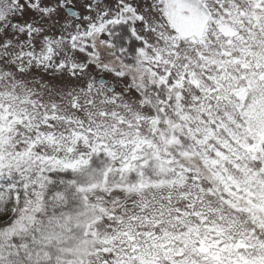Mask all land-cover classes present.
<instances>
[{"label": "snow or ice", "instance_id": "obj_1", "mask_svg": "<svg viewBox=\"0 0 264 264\" xmlns=\"http://www.w3.org/2000/svg\"><path fill=\"white\" fill-rule=\"evenodd\" d=\"M0 185V264H264V0H0Z\"/></svg>", "mask_w": 264, "mask_h": 264}, {"label": "rangeland", "instance_id": "obj_2", "mask_svg": "<svg viewBox=\"0 0 264 264\" xmlns=\"http://www.w3.org/2000/svg\"><path fill=\"white\" fill-rule=\"evenodd\" d=\"M5 186L4 185H0V189L4 188Z\"/></svg>", "mask_w": 264, "mask_h": 264}, {"label": "trees", "instance_id": "obj_3", "mask_svg": "<svg viewBox=\"0 0 264 264\" xmlns=\"http://www.w3.org/2000/svg\"><path fill=\"white\" fill-rule=\"evenodd\" d=\"M6 219V217H4Z\"/></svg>", "mask_w": 264, "mask_h": 264}]
</instances>
